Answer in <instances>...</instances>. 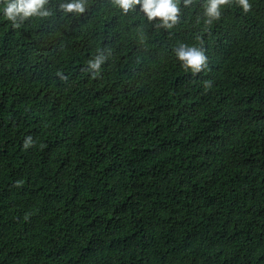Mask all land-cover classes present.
<instances>
[{
    "label": "trees",
    "instance_id": "1",
    "mask_svg": "<svg viewBox=\"0 0 264 264\" xmlns=\"http://www.w3.org/2000/svg\"><path fill=\"white\" fill-rule=\"evenodd\" d=\"M62 2L19 29L0 5V264H264V0L172 30Z\"/></svg>",
    "mask_w": 264,
    "mask_h": 264
},
{
    "label": "clouds",
    "instance_id": "2",
    "mask_svg": "<svg viewBox=\"0 0 264 264\" xmlns=\"http://www.w3.org/2000/svg\"><path fill=\"white\" fill-rule=\"evenodd\" d=\"M50 0H0L3 6L2 11L4 17L12 25L13 29H19L21 23L32 18H47L52 12L47 10L46 6ZM181 3L184 8L193 5L194 0H109L111 7L116 8L124 16L131 13H141L145 20L157 29L172 30L181 21ZM87 0H65L58 6V10L64 15L72 14L74 16H83L87 13ZM233 5L242 9L244 14L252 11V4L249 0H203V17L204 24L211 26L215 21L222 18L223 10ZM139 6V10H137ZM200 18H197V23ZM201 42V46L188 45L179 43L173 48L175 57L180 62L181 67L185 71H191L193 75L200 74L205 70L211 71L208 66V57L203 47L202 37H197ZM143 42V39L141 40ZM108 54L111 50L108 49ZM105 50L99 49L97 54L88 61V71L92 73L93 78H97L101 74V65L105 63L108 56ZM57 76L61 80L67 81V77L57 72ZM206 88L211 87V81H205ZM34 141L31 136H27L24 140L23 147L28 149L33 146Z\"/></svg>",
    "mask_w": 264,
    "mask_h": 264
}]
</instances>
